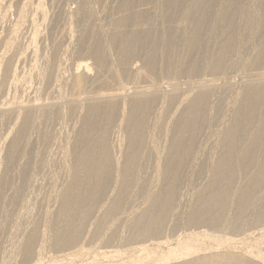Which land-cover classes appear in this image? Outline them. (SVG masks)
Wrapping results in <instances>:
<instances>
[{"label":"rangeland","instance_id":"rangeland-1","mask_svg":"<svg viewBox=\"0 0 264 264\" xmlns=\"http://www.w3.org/2000/svg\"><path fill=\"white\" fill-rule=\"evenodd\" d=\"M146 2L144 0L94 1L99 16L98 22L100 23L98 25L102 28L100 32L105 31L101 33L102 35L99 38L94 33H83L78 22L73 21V26L69 25L68 22L64 26L65 28H62L64 25L62 22L53 20L54 14L59 7L68 9V6H71L70 9L75 10L77 8L76 0H42L44 4L42 9L44 7V11L41 9L37 12H34L32 5L27 4L25 16L20 19L16 15L17 10L15 12L13 5L11 8H4L1 13L9 10L6 12V17L0 18V53L4 54L1 66L9 63V61L12 66L16 62L15 59L21 57L20 66L23 70V79L16 90H11L10 98L15 97V99L20 101L26 100L28 95L33 94L31 91L36 89V85L39 88L35 94L42 97L54 98L56 96L57 98L58 92L63 96H70L72 93H76L77 91L70 86L69 78L71 71L78 66L79 62H87L91 74L99 79V82L96 83L86 82L81 89L80 97L93 94L96 91L116 89V87L129 88L132 85L141 86V84L145 87L149 86L150 82L155 85L159 84L160 88L166 92L171 88L169 86L171 82L177 81L179 88H185L195 85L198 82L197 79L201 80L202 78L210 77L218 78L217 82H221V84L228 81H235L236 84H239L243 81L247 82L252 72H259L264 69V62L261 60L264 56V36L259 39L254 38L253 46L245 49L237 40H233L236 35L240 36L242 34L240 26L235 28L236 25H233L234 36L230 40L226 38V41H224L226 43L223 42L225 45L223 43L220 45L219 42L202 41L201 39H199L201 42L199 40L194 42L192 41L193 37L189 39L191 35H188V41L185 43L176 41L177 43L175 42V44L173 43L174 40L172 42L169 40L166 42V46L161 43V36L167 37V32L164 30L167 27H163L169 21L165 17L163 20L159 18L153 19L151 15L135 13L137 9L143 8L147 4ZM5 3L7 5V2ZM169 3L167 2L166 4V12ZM169 7L168 11L172 13L174 5ZM46 11L47 14H44ZM31 17L34 18V22ZM69 26L71 27L69 31L71 32L70 40L64 37ZM34 30L35 39L31 40L30 37ZM222 30L225 36L227 26L222 27ZM197 47L199 48L197 49ZM228 50L231 51L230 54L234 50L237 54L235 56L232 54L231 57L230 54L227 57L224 56V53ZM237 55L240 56L238 61L235 59ZM219 56L222 57L221 61L223 60V62L221 65L219 62L218 66H215ZM11 59L13 60L11 61ZM130 64L138 66L141 70L140 72L146 76L145 79H137L131 73H127L126 68ZM164 65H167L165 66L166 68ZM110 66L116 69L119 80L112 77L111 72H108ZM48 67L55 70L58 78L62 77L61 81L63 82H58V92L52 91L53 86L46 84V75L44 77L41 76ZM44 87L46 90H44ZM225 99L227 98L225 97ZM171 111L172 108L168 110V114ZM82 113L83 110L77 112V115L75 114L72 118L65 116L64 120L59 119L57 122L52 117L44 121L43 131L55 141V144L53 143L49 146L51 152L44 160L45 167L36 175L37 177L35 176L34 182L28 184V181L23 180V176L17 166L9 168L12 175L10 184L13 192L10 191L6 195L0 196V264H24L31 261L32 253L30 251L32 250L33 252V248L39 243L43 245L42 264H59L60 262V264H67L66 261L78 264L80 262H90L92 259L102 264H143L148 261L150 256L140 251L136 252L133 249L137 245L147 244V241L148 243L150 241H166L171 243V246H175L173 242L187 239V234H191L193 238H198L195 243L204 242L205 246H211V249L213 247L214 249L218 247L219 249H224L229 245L228 241L224 240L225 238L245 237L246 234L254 235L259 238V242L261 241L260 237L255 233L264 230V178L241 179L240 175H235V180H222V182L218 181L219 183L217 181L203 182L204 174L197 169L189 173L188 178L186 180L183 179L178 184L146 186L144 182H141L135 186L133 181H130L129 165L124 167L123 164L128 162L140 167L139 170L145 169L144 172L141 171L142 173H139L141 181L142 177L148 176L153 164L150 154L144 149L145 146L143 147L142 145L138 148V150L140 149L138 152V155L141 154L140 157L133 160L134 163L132 162L129 149L133 138L128 135L129 130L126 131L124 126L119 128V131H117V128L115 132H109V136H119L120 139L117 137L119 139L118 142L123 147L122 150H118L117 147L114 149V153L119 152V156L115 154V157L119 160V165L122 164L116 174V182H114L115 172L113 173L107 164L104 163L103 166L106 167L98 171L96 168L97 165H100L96 163L98 155H96V151L92 150L94 154L91 152L88 159L92 163V169L88 170L89 173L85 175V171L82 173L83 171L80 172L78 169L80 179L77 181L80 182L75 184L70 190L68 189L69 191L56 192L60 183H64L67 178L66 171L62 172L63 167L60 162V151H63L65 145L64 137L69 138L70 141L77 139L76 146L79 145L82 137V135L79 137L80 131L78 133V129L82 125L79 115ZM100 114L98 115L101 116ZM134 114L137 115L135 111ZM153 115L154 113H149L146 119L147 122L153 123L155 116ZM99 119L97 117L98 121H100ZM97 120L96 123H98ZM71 124L74 126L73 128ZM163 127L160 131L158 129L148 131L150 137L152 134L151 138L156 141L158 149L163 144ZM59 143L61 144L60 146H63V149L60 147V151L57 149ZM83 144L84 142L80 143V145ZM5 145L6 143H4L3 147ZM203 145L206 148L207 144L204 143ZM125 146L128 148H125ZM84 150L81 151L82 154ZM0 152H2L0 153L1 175L3 172V154L5 152L4 150ZM76 158L67 156L65 165L70 167L75 165L78 168L79 161ZM138 158L140 159L139 162ZM92 170L93 172H91ZM24 181L25 183H23ZM47 181L51 182V185ZM227 182L228 184H226ZM50 186L53 188L51 189ZM169 202H171L170 206ZM200 229L205 230L206 233H211V236L221 240H216L213 237L201 238L196 236V232ZM38 238L41 239L40 242ZM249 241L251 244L252 240H245L248 244ZM244 243L232 246L234 249H238L239 246H245ZM260 244L264 245V242L261 241ZM107 250L112 252L107 253V255L102 254L103 251L106 252ZM156 255H151V257Z\"/></svg>","mask_w":264,"mask_h":264},{"label":"bare ground","instance_id":"bare-ground-1","mask_svg":"<svg viewBox=\"0 0 264 264\" xmlns=\"http://www.w3.org/2000/svg\"><path fill=\"white\" fill-rule=\"evenodd\" d=\"M94 1L96 2L98 0H76L77 8L75 10L70 9L71 6H68V9L59 7L54 14L55 16L53 20L62 22V24H64L62 28H65L64 26H66L68 22L69 25H72L73 21L78 22L81 25L83 33H94L96 37L99 38L100 35H102L101 33L105 31L100 32L102 28H100V25H98L100 22H98L99 16L97 13V8L94 5ZM144 1H147V4L143 6V8L137 10L135 9V13L148 14L151 15V18L153 19L159 18L163 20L165 17V19L169 21V23L163 27H167L164 29L166 30L165 32H167V37L163 35L161 36V43H164L165 45L169 40L170 42L174 40L173 43L176 41L185 43L188 41V35H191L189 39L193 37L192 41L194 42L201 39L202 41H211L212 43L219 42L221 45L224 41H226V38H228L227 40H230V38L232 39L234 36V29L232 27L233 25H236L235 28L240 26L242 29V34H240V36L236 35L237 37L235 36V39L233 38V40H237V42L242 44L243 48L245 49L253 46L254 38L259 39L264 36V0ZM5 2H7V5ZM167 2H170L169 6L174 5L173 9L175 12L173 11L170 13L168 11L170 8L169 6L166 12ZM27 4L32 5L34 12H37L38 10L40 11L42 9V5H44L42 0H0V18L6 17V12L9 10L8 9L4 11V13H1L4 8H11L12 5L13 8L15 7V12L17 10L16 15L19 17V19L23 18L25 16ZM44 14H47V11ZM33 19L34 18H32V21ZM225 26H227V31L225 32L224 36L222 27ZM70 29L71 27L69 26L67 29L68 31L65 32L66 35H64V37L68 40L71 38V32H69ZM30 38L31 40L35 39V30L31 34ZM186 48L188 47L186 46ZM198 48L199 47H197V49ZM230 52L231 51L229 50L226 51L224 56L227 57ZM232 54L235 56L237 52L235 50L232 51L230 57ZM3 56L4 54L2 55L0 53V145L2 144L0 146V151L4 150L5 152L3 154V172L0 175V196L6 195L7 192L12 191V186L10 184V179L12 178L9 169L10 167L14 168L17 166L21 175L23 176V180L28 181V184L34 182L35 176L41 172L42 169H44V160H46L47 155L49 152H51L49 146H51L53 143L55 144V141L49 138V136L46 135V132L43 131L44 121L50 117H52L56 122L59 119L64 120L65 116L72 118L77 112L82 110L83 113L79 115L82 120V125L78 129V133L80 131L79 137H81V135L82 137L81 141H79V139L78 141L80 143L84 142V144L80 145L78 142L80 145H78V147L76 146L77 139L74 138L75 140H72L74 141L72 142L69 138L64 137V149L62 148L63 146H60V143L57 147L58 151H60V147L63 149V151H60V162L62 163L63 167L62 172L66 171L67 178L65 177V181L63 180L64 183L61 182L60 185L58 184L59 188L57 187L58 189L56 192L69 191L75 186V184H78V182H80L77 181L80 179L78 175L79 170L80 172L83 171L82 173L85 171V175L89 173L92 163L88 159L92 150L96 151V155H98V159H96V163L100 164L96 166L98 171L103 170V168L106 167L103 166L104 163L107 164L112 172H115L114 182H116V174L119 171V168H121L120 165L122 164L119 165V160L115 157V154L119 156V152L114 153V149L117 147L118 150H122L123 147L118 142L120 139L119 136H109V132L113 133L115 130H117V128V131H119V128L123 126L126 131L129 130L128 135L133 138L132 143L129 141L132 144L131 148L129 149L132 162L134 163L133 160H136L137 157H140L141 154L138 155L140 149L138 150V148L141 145L143 147L145 146L144 149L147 150L152 159L153 167L147 176L148 180L147 177H142V181L139 179V173L141 174L145 169L139 170L140 167H136V165H132V163L129 164L128 162L123 164L124 167L129 165L128 172H130L129 174L131 175L130 181L132 180L135 186L139 185L141 182H144L146 186L178 184L182 182L183 179L186 180L189 173H192L197 169L204 174L203 182H222V180H235V175H240L241 179L264 178V69L259 72H252L247 82L243 81L239 84H236L235 81H228L221 84V82H217L218 78L215 79L214 77H210L204 79L202 78L201 80L197 79L198 82L195 85H190L185 88H179L177 81H174L169 84L171 87L169 91L165 92V90L160 88L159 84L155 85L149 81V86L145 87L142 86V84L141 86L132 85L129 88L116 87V89L101 92L96 91L95 93L93 92V94H87L86 96L82 95L83 97H80L81 89L84 87L86 82L96 83L99 82V79L95 75L91 74L89 71L90 67L87 62H79L78 66L71 71L69 78L70 86L77 91L76 93H72L70 96L61 95L60 92H58V82L61 81L62 77L58 78V74L55 72V70L48 67L49 69L47 68L41 76L44 77L46 75V84L53 86L52 91L58 92L57 98L55 95L54 98H48L35 94L39 88H37L36 85V89L33 88L34 90L31 91L33 94L28 95L26 100L20 101L15 99V97L10 98V93L11 90H16L18 84L23 79V70L20 66L21 57L15 59L16 62L14 61L15 63L13 62L14 64L12 66L10 61L9 63H5V65L1 66ZM239 57L240 56L237 55L235 59L238 61L240 60ZM217 58L218 60L215 63V66H218L219 62L220 65L223 62V60L221 61V56ZM232 59H234V57H232ZM12 60L13 59H11V61ZM261 60L264 62V56ZM169 63L171 64V62ZM167 65H164V67ZM223 65L225 66V64ZM126 70L127 73H131L137 79H145L146 77L144 73L140 72V68L134 64H130ZM108 72H111L112 77L119 80L117 77V71L116 69L112 68V66L108 68ZM233 76L235 75L233 74ZM64 82L66 83L65 80ZM44 90H46L45 87ZM225 97L227 99H225ZM170 108H172V111L168 114V110ZM134 111L137 115L134 114ZM99 113H101V116L98 115ZM149 113H154L155 115H153V123H149L146 120ZM97 117L100 118V121L97 120ZM96 120L98 123H96ZM73 127L74 126L72 125V128ZM162 127L164 128L162 130L164 134V138L162 140L163 144L161 143L162 145L159 147L160 149H158V146H156V141L151 138L152 134L150 137L148 131L151 129L152 131L154 129H158L160 131ZM4 143H6L5 147H3ZM204 143L207 144L206 148L203 147ZM126 147L127 146H125V148ZM81 149H85L83 154ZM70 155L73 156L74 159L77 156L76 159L79 161V163L78 165L76 163L75 164L78 166V168H76L75 165L74 167L65 165V160L67 156L71 157ZM139 161L140 159L138 162ZM91 172H93V170ZM25 181L23 183H25ZM49 181H47L48 184L51 183ZM228 182L226 184H228ZM78 187L80 188L79 185ZM113 187L115 188V186ZM170 203L171 202H169V206L171 205ZM208 234L209 233H206L205 230L201 229L196 232V236H200L201 238L213 237L216 240H221L219 238L217 239L215 236H211V233L209 235ZM255 234H257V236L260 237V240L264 242V230ZM190 236L191 234H187V239L176 240L173 242V245L175 246H171V243H167L166 241H150L149 243L147 241V244L142 246H138L136 244L137 246L133 250L136 252H143L147 254V256H150L148 257V261L143 264H264V245H261V241H258L259 238H256L254 235L252 236L251 234H246L245 237L225 238L224 240L228 241L229 245L224 249H219V247L217 249H214V247L211 249V246L206 247L204 242L202 243L200 240L199 241L201 243H195L198 241V238H193ZM246 239L252 240L251 244L250 241L249 244L246 243ZM40 240L41 239H39V242ZM216 243L218 244V242ZM239 243H244L245 246H239L238 249H234L232 245ZM42 247L43 245L41 243L36 245V247L33 248V252L32 250L30 251L32 253L31 261L25 262L24 264H42ZM111 252V250H107L106 252L103 251L102 254L107 255V253ZM154 254H157V257H151V255ZM66 262L67 264H72L68 263V261ZM78 264L102 263H98L92 259L90 262H80Z\"/></svg>","mask_w":264,"mask_h":264}]
</instances>
